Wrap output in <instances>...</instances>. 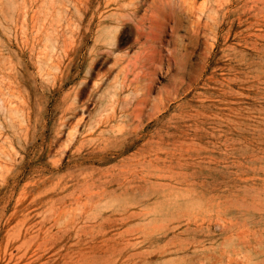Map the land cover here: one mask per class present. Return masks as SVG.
Instances as JSON below:
<instances>
[{"label":"rangeland","instance_id":"374dc122","mask_svg":"<svg viewBox=\"0 0 264 264\" xmlns=\"http://www.w3.org/2000/svg\"><path fill=\"white\" fill-rule=\"evenodd\" d=\"M0 264H264V0H0Z\"/></svg>","mask_w":264,"mask_h":264},{"label":"bare ground","instance_id":"6f19581e","mask_svg":"<svg viewBox=\"0 0 264 264\" xmlns=\"http://www.w3.org/2000/svg\"><path fill=\"white\" fill-rule=\"evenodd\" d=\"M113 99V98H112ZM104 110H105V107H104ZM101 113V112H100Z\"/></svg>","mask_w":264,"mask_h":264}]
</instances>
